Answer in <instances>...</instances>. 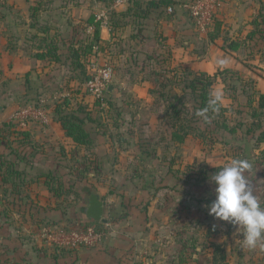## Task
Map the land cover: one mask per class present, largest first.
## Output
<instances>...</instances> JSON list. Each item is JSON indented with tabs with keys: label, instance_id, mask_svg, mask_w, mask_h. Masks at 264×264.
Listing matches in <instances>:
<instances>
[{
	"label": "rangeland",
	"instance_id": "1",
	"mask_svg": "<svg viewBox=\"0 0 264 264\" xmlns=\"http://www.w3.org/2000/svg\"><path fill=\"white\" fill-rule=\"evenodd\" d=\"M114 1L0 0V127L25 105H46L50 123L27 121L38 149L19 147L18 154L27 160L17 168L29 164L47 170L43 158L51 157L60 175L57 180L67 188L55 199L45 186L30 184L15 196L12 187L1 182L0 248L7 247L3 240L17 238L23 248L45 254L49 248L71 250L50 244L42 229L55 223L70 230L94 221L81 212L87 195L94 192L106 202L108 221H117V230L128 226L134 235L126 247L121 245L119 264H264V249L243 247L236 227L209 215L206 207L215 199L212 174L234 158L251 162L246 175L264 205V144H257L254 133L248 132L253 122L249 96L264 90V23H254L259 18L258 0H224L227 11L220 16V27L207 33L198 30L181 0H175L171 13L166 6L151 8L150 0H139L148 16L131 15L125 25L119 21L88 65L89 74L106 64L113 69L114 91L105 105H96L81 84L84 75L66 58L67 48L85 40L78 36L86 33L89 16L103 9L110 16ZM32 6L40 10L36 19L30 15ZM137 12L142 14L141 9ZM57 17L63 18L61 27ZM60 28V61L38 60L35 53L43 30L49 37ZM254 30L259 31L250 39ZM235 39L241 43L239 49L230 47ZM198 71L219 74L213 91L221 94L226 111L215 120L195 115L189 121L184 115L182 123L190 126L178 138L180 124L170 106L181 96L184 113L193 114L195 101L184 81ZM70 94L87 110L78 114L90 113L93 119L86 122L89 147L68 141L52 117L55 103ZM224 121L236 132L221 129L219 122ZM13 148H0L4 158L16 160V153L10 154ZM86 166L94 176L76 178L75 186L68 183ZM54 209L65 216L63 222L49 217ZM83 247L90 246L77 248Z\"/></svg>",
	"mask_w": 264,
	"mask_h": 264
},
{
	"label": "trees",
	"instance_id": "2",
	"mask_svg": "<svg viewBox=\"0 0 264 264\" xmlns=\"http://www.w3.org/2000/svg\"><path fill=\"white\" fill-rule=\"evenodd\" d=\"M175 2V0L171 3H166L164 0H150L148 5L151 8H158L162 6L173 5L175 4ZM31 9L32 12L30 15L33 19H36L40 11L39 8L32 6ZM140 9L142 11V14H139L137 12ZM144 12L145 8L142 7L139 0H132L130 6L126 10H113L110 13L109 25H107L109 33L112 34L114 32L117 25H119V21H123L125 25L126 19L131 15L146 18L148 14ZM87 21L88 25L93 27L92 34L85 40L77 42L76 44L68 47V54L66 55V58L69 60V62H71L73 68L84 75V79H82L81 84H85L91 76V74H89L88 65L90 64L92 57L95 54V47H99L104 43H108V39L105 40L101 38V30L103 26L102 22L96 19L95 14L91 15ZM254 23L256 25H261L264 23V0H262L259 9V18H257ZM257 31L259 30L250 32L249 38L252 39ZM43 32H45V36L40 37V43L38 44L35 56L40 61H50L52 63H57L60 61L62 55L64 54L61 52V40H59L58 38L59 34H53L48 37V30L45 29L43 30ZM230 47L232 49H238L241 47V43L238 40L232 41L230 42ZM236 76L240 78L238 74ZM218 77L219 74L210 75L204 71H198L194 73L192 77L185 79L184 88L190 91L191 96H193L194 98L195 106H193V114L191 115L189 114V112H186V114L184 113V109H186V106L184 99L181 96L175 97L176 102L171 103L170 114L173 118H175V120H178L180 126L179 128H177V130L182 134V136H178V138H182L183 134L186 135L188 133L186 127L190 126L189 124L185 126L182 123V119L184 120V115L187 116L190 121L191 119H194V116L197 115L198 112L204 110L205 108H208V111L206 113L207 117H213V119L215 120L218 113H221V116L223 115V113H225L226 108L225 106H223L222 101L215 106V110L209 108L208 104L210 98L214 95V85ZM78 92L80 91H77V93ZM112 93L113 89L109 91V94ZM74 99H76V97L72 94L60 98V100H58L59 102L55 103L52 117H54L53 119L55 121L60 123L65 136L70 138L74 142L76 147H89V145H91L92 143V139L90 132L86 127V122L87 120L93 121V119L91 118L90 113H86V116L84 117H81L78 114L81 112H86L87 110L85 109V106L82 107L80 105V103L82 102L75 104ZM93 102L96 105H101V103L95 98ZM248 102V105L252 109L251 116L253 118L251 126L248 127V132L252 134L254 133L253 135L256 138L257 144H264V90H254V92L249 96ZM109 103L112 104L111 100L109 101ZM74 104L77 106L76 108H74ZM179 104L182 106L181 108H179ZM67 109L70 110L67 111ZM197 116L199 118L202 117L199 115ZM219 125L221 129H225L229 132L235 133L237 130L235 127H230L226 121L219 122ZM1 147H14L11 150L10 154L16 153V160L4 158L6 154L0 151V176L4 183H11L16 186L15 178H19L21 174V168H17V164L18 162L24 161L25 159L23 156H21V154H18V148H31L34 152H36L37 142L34 140L32 132L29 129H19L17 123L8 120L2 127H0V148ZM78 172L79 174H77V176H74V179L68 180V183H70L72 186H75V183L77 182L75 180L76 178L78 181L89 179V173L91 171L88 169V166H86L83 169H80ZM41 176L44 177L41 178ZM41 176L37 177V179L31 177L26 182L33 183L42 179L46 182L49 190L53 193V196L55 198H59L63 192V189H67L64 188L66 186L61 179L57 180L58 177L51 174H44ZM21 182L22 184H25L23 181ZM22 194V192H19V195ZM105 214H107V209L105 210ZM82 215L84 218V214ZM0 264L12 263H10L8 257H6L2 261H0Z\"/></svg>",
	"mask_w": 264,
	"mask_h": 264
},
{
	"label": "built area",
	"instance_id": "3",
	"mask_svg": "<svg viewBox=\"0 0 264 264\" xmlns=\"http://www.w3.org/2000/svg\"><path fill=\"white\" fill-rule=\"evenodd\" d=\"M131 1L115 0L110 9L119 10L128 6ZM180 6L189 13L198 30L207 33L215 27L224 7V0H181ZM174 8L175 5H168L166 10L171 13ZM95 17L102 22V26L107 27L110 19L109 10H100L95 14ZM91 28L93 30V27ZM113 75L112 66L106 64L104 68L91 73L90 78L84 84L89 94L97 99L101 105L106 104L109 86L113 84ZM28 120L48 125L51 120L49 108L43 104L25 105L15 111L9 119V121L17 123L20 129H27ZM108 226L109 222L88 221L79 223L75 228L69 230L62 224L52 223L44 225L42 235L50 244L58 246L77 248L84 244L94 247L106 239L109 231Z\"/></svg>",
	"mask_w": 264,
	"mask_h": 264
},
{
	"label": "crops",
	"instance_id": "4",
	"mask_svg": "<svg viewBox=\"0 0 264 264\" xmlns=\"http://www.w3.org/2000/svg\"><path fill=\"white\" fill-rule=\"evenodd\" d=\"M242 1H245V0H242ZM261 2H262V0L257 1V3L259 4L258 5L259 9L261 6ZM251 3H253V0ZM255 4L256 3H254L253 6ZM225 6H227V4ZM226 11H227V9L225 7L223 9V12H221V14L223 15ZM240 11L241 10L239 9V12ZM251 11L252 10H250V12ZM251 14L252 13H250V15ZM222 15H220V16L222 17ZM82 17L85 18V16H82ZM221 17H219V19H221ZM60 18L61 17L56 18L57 21H60V25H58V27H61V22L63 20V18H61V19ZM219 19L217 20L215 27L210 31H214V30H216V28L218 29V26L220 27L222 22H220L221 20H219ZM85 32H86L85 34L84 33H81L80 35L78 34L79 35L78 37H80L81 39L82 38L86 39L87 37H89L92 34L93 30H92L91 26L88 25V23H87V27L85 28ZM57 34H59L58 38L62 42L61 37L62 36L64 37V34H62V32H61V28H60V32H58ZM61 34H62V36H61ZM108 37H109L108 27L103 26L102 30H101V38L107 40ZM235 40H238V39H235ZM76 42H78V41H76ZM113 91H114V86H113ZM59 127L62 131V134L65 136L60 125H59ZM66 138L68 139V141H71L74 144V142L70 138H68V137H66ZM33 156L34 155H31L32 158H33ZM45 157H48V156L45 155ZM28 159H30V158H28ZM48 159H50V160H48ZM24 160L26 161L27 159L25 158ZM43 160L45 163H47V167H49L47 170H42V171L37 170V169H34V167L32 165L27 164L26 167L21 168L20 177L15 178L16 186L14 184H11V183H7V184L4 183L1 179V176H0V180H1L0 183L2 182L3 184H5L6 187H9V185H10L12 187L11 192H14L15 196H20L19 192L23 193V189L28 188V186H30V184L43 185L51 193V191L48 188V185L42 179H41V181H37V182H33V183H27L26 182L28 179H30L31 177H34L35 175L41 176L44 174H51V175H54L56 177L60 176L55 171L54 166L51 165V163H53V161L51 160V157L50 158H43ZM31 162L32 161H30V163ZM89 176L92 177V176H94V174L90 172ZM42 177H44V176H41V178ZM21 181H23L25 184H22ZM117 181L120 182L118 179H117ZM129 183H131V182H129ZM118 184H121V183H118ZM55 209L58 210L60 208L58 206V207H55ZM55 209L48 211L49 213L53 212V214H48L49 217H52V215H54L55 217H57V220H61L63 222L65 216L63 214H61L60 211H57ZM52 219L53 218H48L49 221H52ZM131 221H133V219ZM116 222H111V221L109 222V226H108L109 231H108V235H107L106 239L94 247L70 248L71 250H67V251L62 250V249L49 248L48 252H46V254H45V252H42L40 249H37V248H35V250L33 249L34 252L31 249L28 250L27 248H23L22 244H20V242L18 241L17 238H12L10 242H9V240H6V241L3 240L5 242V244H7V247L4 250L2 248H0V253H2L3 259L8 257L9 262L12 264H119V262L121 261V253H122L121 252V247H122L121 245H123V247H126V244H129V241H131L130 237H133L134 235L130 234L131 229L128 226L125 229L117 230L116 227H117L118 223H116ZM130 223L131 222L128 221L127 225L130 226L131 225ZM1 242H2V240H1Z\"/></svg>",
	"mask_w": 264,
	"mask_h": 264
},
{
	"label": "clouds",
	"instance_id": "5",
	"mask_svg": "<svg viewBox=\"0 0 264 264\" xmlns=\"http://www.w3.org/2000/svg\"><path fill=\"white\" fill-rule=\"evenodd\" d=\"M222 100L220 93H215L209 100V108ZM208 108L197 113L207 119ZM252 164L245 159H232L212 174L211 181L215 185V199L206 207L209 215L236 227L242 234V246L254 250L264 249V205L254 194L252 183L246 175Z\"/></svg>",
	"mask_w": 264,
	"mask_h": 264
},
{
	"label": "water",
	"instance_id": "6",
	"mask_svg": "<svg viewBox=\"0 0 264 264\" xmlns=\"http://www.w3.org/2000/svg\"><path fill=\"white\" fill-rule=\"evenodd\" d=\"M166 3H171L174 0H164ZM113 84L109 86V91L113 89ZM106 203L97 193L90 192L86 198V205L81 208L86 220H94L97 222H108L105 217Z\"/></svg>",
	"mask_w": 264,
	"mask_h": 264
},
{
	"label": "flooded vegetation",
	"instance_id": "7",
	"mask_svg": "<svg viewBox=\"0 0 264 264\" xmlns=\"http://www.w3.org/2000/svg\"><path fill=\"white\" fill-rule=\"evenodd\" d=\"M84 214V213H83Z\"/></svg>",
	"mask_w": 264,
	"mask_h": 264
}]
</instances>
